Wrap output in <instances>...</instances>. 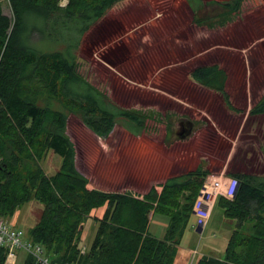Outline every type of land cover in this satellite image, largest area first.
I'll list each match as a JSON object with an SVG mask.
<instances>
[{"label": "trees", "instance_id": "trees-1", "mask_svg": "<svg viewBox=\"0 0 264 264\" xmlns=\"http://www.w3.org/2000/svg\"><path fill=\"white\" fill-rule=\"evenodd\" d=\"M121 1L71 0L61 7L60 0H8L11 16L4 14L0 1V218L11 221L31 202L44 205L28 239L43 245L59 264H187L180 244L211 173L208 162L166 179L160 193L152 187L142 198L90 190L67 134L71 115L104 139L117 125L135 136L146 131L150 113L119 106L79 73L85 36ZM187 2L194 22L214 29L232 21L245 0ZM190 76L219 92L231 107L227 74L218 65L199 66ZM249 115H264V96ZM192 132L179 138L187 139ZM174 135L169 122L166 141ZM215 144L223 146L220 138ZM49 152L62 158L53 176L42 165ZM248 167L254 169L252 163ZM230 176L240 186L234 199L219 201L225 218L235 222L228 245L222 255L202 254L195 264H264V175L234 171ZM104 207L102 218L92 217ZM151 213L168 219L163 240L148 233ZM88 219L94 220L96 232L82 253ZM9 252L6 246L0 248V264ZM22 252V264H38L19 249L18 261Z\"/></svg>", "mask_w": 264, "mask_h": 264}, {"label": "rangeland", "instance_id": "rangeland-1", "mask_svg": "<svg viewBox=\"0 0 264 264\" xmlns=\"http://www.w3.org/2000/svg\"><path fill=\"white\" fill-rule=\"evenodd\" d=\"M187 3V0H124V2L116 6L117 9L112 12L113 15L108 19L110 22H107L105 27L110 28L115 17L117 20L129 21V14L132 11H134V14L135 12L139 14V11H141L142 16L147 14L141 20L150 23L146 28L138 29L134 34V38L135 42L138 43L145 38L152 41L151 43L153 44L148 55V58H150L148 68H154L150 69L153 74L162 68H160V62H162L160 55L163 53L166 60L167 49L169 50V57L179 54L176 59L170 60V63H175L176 60H178V63L181 62L179 67L182 68V73L184 74L192 66L197 65L199 60L203 65L216 64L217 62L221 64L224 61L225 67L230 72L227 93L231 96V107L225 104L233 114L237 112L242 118L251 117L249 115L250 110L264 96V13L260 14V18L263 21L260 24L256 23V27H250L254 31V36L246 41L235 42L236 35L240 32L239 28L223 32L224 30L218 28L212 30L203 26L194 27L189 21V14L182 11L183 7H188ZM4 5L5 12L11 15L8 4L4 3ZM144 7H147L148 10ZM165 7L171 8V11L172 7L175 8L173 10L178 8L183 15L185 14V28L188 30L186 31V36H182L183 31L185 32L184 29L176 28L179 18L174 17L171 11L165 14ZM242 7L247 8L243 12L247 14L254 7H264V0H247ZM160 13L165 15L158 18ZM178 15L182 17L181 14ZM133 16L132 14L131 17ZM248 17L250 16H246V19ZM249 22V25H251L252 22ZM247 28L248 30L250 29L249 27ZM95 36L96 32H93L89 40L95 42ZM112 45V43H109L102 46L101 44L95 45L89 42L86 52L82 53L83 55L79 61V73L97 87L103 86L110 89L109 94L111 95H113L111 91L113 79L112 81L109 79L107 85H102L100 83L102 81L101 70L97 66L99 64L100 67L102 66L99 60L108 56V53L112 51ZM134 46L136 47L137 45ZM246 46L251 48L241 52L230 49L232 47H240L243 50ZM199 54L200 56L196 58L195 56ZM111 55L113 56V54ZM117 55L116 58L118 57V60L121 59V55L118 53ZM193 57L194 59L191 60ZM156 59L157 62H154ZM252 61H255L256 64L252 63ZM118 64L120 63L118 62ZM120 66L123 72L122 65L120 64ZM179 73L182 74L181 70ZM166 75H162L159 79H154L152 85H148L147 93L149 95L148 98L151 99L150 101H138V99L128 101L129 94L127 91L120 93L121 96L119 94L118 98L121 106L125 108L146 110V112L153 109L163 115L165 119L152 120L147 126L149 133L159 135L157 138L145 137L143 140L129 141L123 139L125 138L124 133L127 131L122 126L117 125L113 131V136L107 138L106 144H102L98 136L86 128L79 117L70 116L67 134L75 145L76 156L78 152V169L82 173L89 175L91 181H97L98 183H100V177L97 174L100 176L104 175L103 178L107 180L105 186L111 191H120L133 187L137 192L147 191L151 185L160 186V183L167 177L179 176L193 171L202 162L206 161L208 162L206 168L214 174L225 173L230 175L234 171H253L259 175H264V115L254 117L255 119L252 118V120L249 119L244 124L241 133H239L241 126L239 120L233 125L226 124L228 129L225 131V127H223L225 125L221 122L218 123L221 115L214 109L215 106L217 109L219 106L223 107V100L219 96L211 95L213 91L206 92L204 90L190 89L191 87L186 83L180 89V81L176 76L169 75L170 77H166ZM153 76L156 77L155 75ZM183 78L186 81L187 77L184 76ZM119 79L116 80L119 85L118 88L121 85L126 87L124 84L126 81L122 77ZM164 80L168 84L169 95L157 89L167 85ZM196 95H199L197 98L199 101L196 104H192L191 99L197 97ZM141 97L143 98L142 95ZM161 99L165 103L164 107L151 108V105L157 103V101L161 102ZM234 99H237V101H234ZM169 122L173 123V130L176 133L181 132L187 136L193 131V138L190 136L189 141L185 145L174 146L168 150L163 149L164 145H161L160 139L164 135L166 145L170 146L176 141L174 137L166 141V138L170 135L167 136V125ZM219 130L226 132L228 135L227 138L222 137V147H218L215 144L216 140L221 139L218 133ZM135 155L137 158L133 161L138 164L137 171L130 168L132 167V159L129 157ZM182 155L185 158H181ZM230 155L231 158H228ZM180 158L181 161L178 160ZM248 163H252L254 169L248 167ZM61 164L62 158L54 152H49L42 161L43 168L49 176L55 175ZM129 174L135 176L137 181L130 182ZM43 209L44 205L37 202H31L24 206L21 210V216L18 218V229L28 234L29 230L38 222ZM16 220L17 217L8 222L15 223ZM210 227L206 228L202 235L194 230L193 250L190 252L185 251L187 254L186 259L188 260L187 264H195L202 254L222 255V248L217 252L211 251L207 253V244L213 241L222 242L226 236L232 233L235 222L225 218L223 208H218ZM95 232L94 220L88 219L82 234V247H90ZM24 255V252L19 254V264H22Z\"/></svg>", "mask_w": 264, "mask_h": 264}, {"label": "crops", "instance_id": "crops-1", "mask_svg": "<svg viewBox=\"0 0 264 264\" xmlns=\"http://www.w3.org/2000/svg\"><path fill=\"white\" fill-rule=\"evenodd\" d=\"M0 1L2 2V7H3L4 14H6L8 16H11L12 14L10 15L7 12H5V8H4L5 7L4 3H7L8 7H10L8 0H0ZM122 2H124V1H121L118 4H116L108 12V14L103 19H101L99 22H97L92 27L90 32L87 33V35L85 36V38L83 40L82 48H81L80 54H79V61L81 59V56L83 55L82 53L86 52V49L88 47V43L89 42L92 43V44H95V45L101 44L102 46L105 45V44H109V43L113 44L112 45V51H110V53H108V56H106V57H104V58L99 60L101 62V64H102V66L100 67V64H99V66H97L101 70L100 76L102 78V81L100 83L102 85H104V86L107 85L108 84V80L110 79L112 81V79H113V86H112L113 88L111 90L113 95L109 94V90L110 89H107V88H105L103 86H101V87L98 86L97 87L95 85L96 88H98L100 91L104 92L112 101H114L119 106H121V104L119 103V99H118L119 98V94L120 93H124L123 91H127L128 92V94H129L128 101H132V99H135V100L138 99V101H150L151 99L148 98L149 95L147 93L148 85L149 84L152 85V82H153L154 79H156V78L159 79L162 75L167 74L166 77L169 76V75L176 76V78L180 81V89H181L182 85L184 83H186L189 87H191L190 89L199 90V91H203L204 90L206 92L207 91H209V92L213 91L211 93V95H213V96L217 95V96H219L221 98V100H223L222 95L219 92H217L215 90H212V89H209V88H206V87L198 84L196 81H194L191 78L190 74L195 68H197L199 66L218 65L227 74L226 90H228L227 86H228V82H229V75H230L229 73L230 72H228V69L225 67L226 65L224 64V61L223 62L221 61L222 62L221 64L219 62H217L216 64H205V65H203V64L200 63V60H199V63L197 65L192 66L184 74V73H182V71H183L182 68L179 67L181 62L178 63V60H176L175 63H173V62L170 63V60L176 59L179 56V54H176L174 57H169V50L167 49V58H166V60L164 58V54L163 53H161V55H160L161 58H162V59H160L162 61V62H160V64H161L160 68L161 67L162 68L157 73L153 74L151 72L152 70H150V69H154V68H150V69L148 68L149 60H150V58H148V55H149L150 47L153 44V43H151L152 41L150 39H146L145 38L144 40L142 39V41L140 43H138V42H135V38H134L135 37L134 34H135V32H137L138 29L146 28L148 26V24L150 23L148 21H144L143 22L141 20L147 14H144V16H142L141 15V11H139V14L137 12H135V14H134V11H132V12H130L131 14H129V16H130L129 21L117 20V18L114 16L115 20L112 21V26L110 28H106L105 27V24L107 22H110V21H108V19H109V17L111 15H113L112 12L115 9H117L116 6L119 5ZM204 2H206V1H204ZM246 2H247V0L244 2V4H246ZM144 8L147 9V7H144ZM173 9H175V8L172 7V11H171V8L165 7L164 11H166L165 14L170 13V11H171L174 17H178L179 18L177 20L178 26L176 28H179L180 30H183V29L185 30V32L183 31V35L182 36H186V31H188L185 28L186 19L184 18L185 14L183 15L182 11L187 13V14H189V17H190L189 21L191 22V24H193L194 27H197V28L202 27V26H198L194 22V14H193L192 10L190 9L189 5H188V7H183L182 11H179L178 8L176 10H173ZM245 9H247V8L246 7H242L241 11L238 12L237 14H235L232 17V21L228 22L225 26H217L216 28L224 30L223 32H228V30H231L233 28H239L240 32L237 33L235 42H237V41L238 42L246 41V40L250 39L252 36H254V31L251 28H253V26H255L256 23L260 24L263 21L260 18L261 17L260 14L264 13V7H254L250 11V13H247V14L243 13ZM10 10H11V8H10ZM11 13H12V11H11ZM144 13H147V12H144ZM132 14L134 15L133 17H131ZM165 14H161L160 13V15H158V18L161 17V16L163 17ZM178 14H181L182 17L179 16ZM246 16H250V17H248L246 19ZM158 18H155V19H158ZM249 21L252 22L251 25H249V23H250ZM203 27H207V26H203ZM247 27H249V28L251 27V28L248 30ZM216 28H214V29H216ZM207 29H208V27H207ZM214 29H212V30H214ZM93 32H96V36L94 37L96 40L93 38L95 40V42H93L92 40L91 41L89 40V38H90V36H91V34ZM178 36H180V35H178ZM133 44L137 45V46L135 47ZM103 48H105V47H103ZM250 48H251L250 46L249 47L246 46V47L243 48V50L240 47H232L230 49H232V50H234L236 52H241V51H247ZM117 53L121 55V59H119V60H118V57L116 58V56H118ZM110 54H113V56L112 55L110 56ZM199 56H200V54L198 56H195V57L198 58ZM157 59L154 62H157ZM193 59H194V57L191 60H193ZM121 61H124V62H121ZM118 62L122 65L123 72H122L121 66H120V64H118ZM252 63L256 64L255 61H252ZM157 65H159V64H157ZM180 70H181L182 74L179 73ZM162 71H164V73H162ZM153 75H155L156 77H154ZM181 75H184L185 77H187L186 81H185V78H183L184 76H181ZM120 77H122V79H124L126 81V83L124 82L126 87L121 85L120 88H118L119 85H118V82L116 80H120L119 79ZM164 83L167 84V82L165 80H164ZM157 89L160 92H163V93H166L167 95H169L168 94L169 93L168 84L167 85H163L162 87H159ZM141 95L143 96V98L141 97ZM120 96H121V94H120ZM198 97H199V95L197 97H194V98L191 97L192 98L191 99L192 100V104H196L199 101V99H197ZM230 100H231V96H230ZM234 101H237V99H234ZM222 103H223V107H224L225 110L223 109V107H220V106H219L218 109L215 106L214 109H216V112L221 115L220 121L218 123L221 122V123H223L225 125V126H223V127H225L224 128L225 131H227V129H228L226 124L227 125H233V124L236 123V121L239 120L240 121V125H241L240 129H239V133H241L242 130H243L244 124L249 119H251V120H252V118L255 119L253 116L247 117V118H242L240 116V114H238L237 112L233 114V112L226 106L224 100L222 101ZM164 106H165V103H164L163 99H161V102L157 101V103L151 105V108H158V107H164ZM121 107H123V106H121ZM151 110L152 111H148V112H146V110H144L145 113H150L151 114L150 119L147 121L146 131L141 136H135L134 134H132V133L127 131L126 133H124V135H125L124 137L125 138H123V139H127L129 141L130 140L133 141V140H137V139L143 140L145 137L152 139L153 137L157 138L159 136L156 133H149L147 131V126H148L149 122H151L152 120L159 119V118L161 120H163L165 118H163V115L159 114L160 113L159 111H156V110H153V109H151ZM113 133L114 132H112L110 137L113 136ZM218 133L220 134L221 140L223 139L222 137H224V138L228 137L226 132H221L219 130ZM176 137L177 138L174 139L176 141L169 146V145L165 144L166 142H165V135H164V137H162V139H160L161 140V145H164L163 149L168 150V149H170L171 147H174V146H179L181 144L185 145L189 141V138H187V139L179 138L180 135L178 133H176ZM98 138L101 140L102 144H106L107 139L101 138L99 136H98ZM129 158L132 159V162H131V166L132 167H130V168H132V170H134V171H137L138 164H137V162L133 161V160H135L137 158V156L135 155V156H132V157H129ZM181 158H185V157L182 155ZM181 158L178 159V160L181 161ZM228 158H231V155L228 156ZM77 161H78V152H77V156H76V164H77ZM248 164H250V163H248ZM255 164H256V161H255ZM77 168H78V166H77ZM82 174L89 179L88 188L90 190H100V191H104V192L129 193V194H131V195H133L135 197H139V198H142L145 194H147L152 187L162 190L163 183L165 182L166 179H168V177H167L164 181H162L160 183V186L151 185L148 188V190L144 191V192H137V191L134 190L133 187H129L128 189H123V190H120V191H111L110 189L106 188V186H105V183H107V180H105L103 178L104 175L100 176V175L97 174V176L100 177L99 178V182L100 183H98L97 181H91L89 175H87L85 173H82ZM222 174L226 175L225 173H222ZM222 174H219V175H222ZM128 178L130 179V182L131 181H137V178L135 176H133V175L129 174ZM218 208H222L220 206L219 202L217 203V205L214 208V211L212 213V217H211V219H210V221H209V223H208V225L206 227L207 229L212 225V219H213V217L215 215V212H216V210ZM105 211H106V207L101 208L99 210H96L93 213V217L102 218L104 213H105ZM20 216H21V211H18L17 220L15 222L16 225H17V222H18V218ZM167 226H168V219L166 217L160 216V215H155L154 213H151L150 219H149V226H148V233L151 236L155 237L156 239L163 240L165 238ZM196 228H197V226H196V218L194 216H192L190 221H189L187 230H186V232H185V234H184V236L182 238L181 244H180V249L182 251L190 252L191 250H193V248H192V241L194 239V233L193 232H194V230H196ZM231 234L230 235L227 234L229 236H226V238L222 242H220V241L209 242L207 244V247H206L207 253H210L211 251H216L217 252V251H219L220 248H222L223 253H224V251L226 250V247L228 245V241H229V238H230ZM207 255H210V254H207Z\"/></svg>", "mask_w": 264, "mask_h": 264}, {"label": "built area", "instance_id": "built-area-1", "mask_svg": "<svg viewBox=\"0 0 264 264\" xmlns=\"http://www.w3.org/2000/svg\"><path fill=\"white\" fill-rule=\"evenodd\" d=\"M70 1L60 0V6L67 7ZM239 184V181L232 177L208 175L193 206L196 224L206 227L218 200L223 197L233 199ZM5 246L10 249L6 264H16L17 249L33 255L38 264H59L52 261L43 245L26 239L23 231L9 226L4 219L0 218V248Z\"/></svg>", "mask_w": 264, "mask_h": 264}, {"label": "water", "instance_id": "water-1", "mask_svg": "<svg viewBox=\"0 0 264 264\" xmlns=\"http://www.w3.org/2000/svg\"><path fill=\"white\" fill-rule=\"evenodd\" d=\"M178 134H179L180 136H182V137L185 136L184 133H181V132H179ZM196 232H197L198 234H202V232H203V227H202L201 225H199V226L197 227V229H196Z\"/></svg>", "mask_w": 264, "mask_h": 264}]
</instances>
